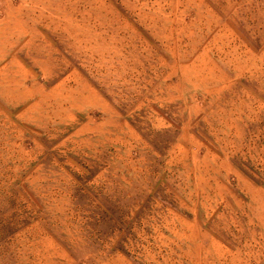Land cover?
<instances>
[{
    "label": "rangeland",
    "instance_id": "obj_1",
    "mask_svg": "<svg viewBox=\"0 0 264 264\" xmlns=\"http://www.w3.org/2000/svg\"><path fill=\"white\" fill-rule=\"evenodd\" d=\"M0 264H264V0H0Z\"/></svg>",
    "mask_w": 264,
    "mask_h": 264
}]
</instances>
